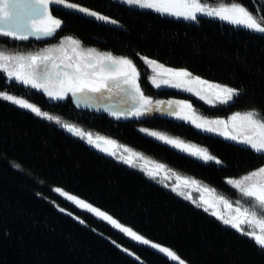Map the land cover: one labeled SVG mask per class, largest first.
I'll return each mask as SVG.
<instances>
[{
	"label": "trees",
	"instance_id": "trees-1",
	"mask_svg": "<svg viewBox=\"0 0 264 264\" xmlns=\"http://www.w3.org/2000/svg\"><path fill=\"white\" fill-rule=\"evenodd\" d=\"M207 1L237 2L258 19L264 15L262 0ZM66 3L95 10L117 23L98 21L63 5H49L52 17L62 22L53 35L26 40L0 35V44L33 50L72 36L85 47L133 59L145 56L240 90L222 108H211L193 98L203 114L256 110L264 119V35L205 16L185 20L118 0ZM142 83L143 90L153 96L173 93L156 90L146 80ZM0 91L24 98L102 139L139 151L223 195L238 197L227 181L264 165V155L250 147L183 120L159 115L116 120L103 112L79 109L70 97L48 99L2 72ZM141 129L207 149L222 164L204 163ZM86 141L0 97V264H178L79 208L57 188L152 243L168 247L186 264H264V249L254 239Z\"/></svg>",
	"mask_w": 264,
	"mask_h": 264
},
{
	"label": "snow or ice",
	"instance_id": "snow-or-ice-1",
	"mask_svg": "<svg viewBox=\"0 0 264 264\" xmlns=\"http://www.w3.org/2000/svg\"><path fill=\"white\" fill-rule=\"evenodd\" d=\"M123 2L128 5H137L143 9H152L162 14L183 17L185 20L197 21L198 13L208 17H218L232 25L241 26L248 31L264 35V15H261L258 20L252 12L238 3L232 4L230 7L214 9L202 4L200 0H123ZM49 5H63L65 8L76 9L78 12L83 13L87 17L94 18L95 20L105 23H117V21L111 19L107 15L101 14L95 10H89L87 7H80L76 3H66V0H0V24L9 25V27L0 26V35L20 40H26L30 35H35L38 39L41 35H53L56 30L61 27L62 22L52 17V14L48 11ZM26 15L29 23L36 15H40L41 18L46 15L47 23L40 29L23 32L19 31L21 28L29 27L24 23ZM67 41L74 47L70 49L65 48L64 44L61 43L58 50L61 51L63 55L59 59L47 52L24 56L5 54L0 51V71L5 73L9 80L14 79L17 82H22L26 86L31 85V87L35 89L42 88L49 97L61 100L69 93L73 96H77V94L102 93L104 90L110 91L109 81L122 80L124 84L132 87L134 93L137 94L134 96V99H137L138 106L137 109L130 112V115L141 117L153 110L149 106L152 103L150 98L143 95L137 83L139 74L131 60L113 56L111 53H95L92 49L82 52L78 50L80 44L79 40L69 36ZM69 52L71 54H69ZM148 63L155 64L156 61L149 60ZM165 71L176 80L174 86L177 88L183 87L190 82L206 83L198 76L193 77L192 81L187 80L186 78L191 77L192 73L186 69L176 71L166 69ZM53 82L54 87L50 88L49 85L53 84ZM161 82L168 84L170 80L162 79ZM153 83H155V80H153ZM156 86L159 87L160 85L157 84ZM209 88L214 90V96L221 104H227L233 101L234 98L238 97L240 94L238 88L227 85L211 84ZM191 90V88H188V91ZM197 95H199V93H197ZM0 97H3L4 100L10 101L17 106L30 110L40 117H47L49 120L54 119V117L49 116L46 112H42L40 108L29 103L25 99L17 98L14 95L6 94L2 91H0ZM161 103L160 101L156 102L157 105ZM209 103H212V101L209 100ZM179 104L182 107H191L185 102H179ZM169 108L172 109V102H169ZM140 109H142V111ZM181 111L182 108L178 106L172 109L169 114L184 121H190L198 129H205V124L197 123L196 119L192 116L182 115ZM113 115H116V113H113ZM259 115L260 114L256 110H250L243 115L240 113L234 114L230 118L231 121H243V126L246 130L242 135H229L227 132H225L224 135L233 141L249 146L254 152L264 155V119L259 118ZM206 123L223 125L225 129L228 125V122L223 120L209 121ZM63 127L69 132H74L78 136L81 135L80 130L74 128L72 125L64 124ZM206 130L210 132L218 131L215 127H208ZM141 131L204 163L214 162L218 165L222 164V161L216 156L209 154L207 149L196 148L194 145H189L179 139L169 138L156 131L149 132L148 129H141ZM86 142L89 145L94 143L90 135ZM95 146L99 148V144ZM123 162L129 166L132 165L131 159L124 160ZM159 167H163V165ZM148 175L154 178L156 174L148 173ZM227 182L237 189L243 197L248 198V202L247 206H243L239 200L236 201L235 215L232 218H224L223 216H219L218 218L222 220L225 225L237 230L242 235L254 239L255 243L260 248H264V234H262L264 233V227L260 228L259 233L255 230H247L243 227L253 224L254 221H258L260 225H264V166L246 174L241 179H230ZM173 190L175 191L176 189ZM56 191H60V189L57 188ZM178 194L182 195V193ZM221 199H223V197H221ZM69 200H75L81 207L89 208L92 212H95L97 216L111 221L112 224H115L117 228L127 233L130 237H133L136 241H140L144 245L151 244V247L159 249L162 253H166L173 260H180V264H185V261L181 260L180 257L168 247H160L159 244H152L149 239H145L144 236L138 235L137 232H134L131 228L123 227L121 224L117 223L112 216L100 211L98 208H93L91 204H85L83 200H78L74 196H70ZM203 203L208 205L205 211L213 207V205L209 204L207 201H203ZM211 214L214 216L217 215L215 212ZM113 243H115V241H113ZM124 251L127 252L128 250L124 249ZM137 259H139V257H137Z\"/></svg>",
	"mask_w": 264,
	"mask_h": 264
},
{
	"label": "rangeland",
	"instance_id": "rangeland-1",
	"mask_svg": "<svg viewBox=\"0 0 264 264\" xmlns=\"http://www.w3.org/2000/svg\"><path fill=\"white\" fill-rule=\"evenodd\" d=\"M118 1L123 2V0H118ZM262 1H264V0H262ZM200 2L206 6L214 8V9H219L221 7H230L232 4H237V2H222V1L213 2V1H207V0H200ZM238 4H240V3H238ZM130 6H135V7L140 8L137 5H130ZM140 9H143V8H140ZM197 16L208 17V16H206L204 14H200V13H198ZM208 18L221 20L218 17H208ZM221 21H224V20H221ZM224 22H227V21H224ZM24 23L26 26H29V27L21 28V29H19V31L23 32V31L40 29L47 23V16L45 15L43 18H41L40 15H36L31 19V21L29 23L28 17L26 15ZM227 23H229V22H227ZM0 26L9 27L8 24H0ZM233 26H235V25H233ZM30 36H35V35H30ZM68 37L69 36L60 37L57 41H55L53 43L46 44L44 46H41L40 48H33V50L13 49L11 47L5 46L6 42H3L2 44H0V51L4 52L5 54H16V55H24V56L47 52L48 54L53 55L57 59H59L63 55V53L58 50L61 43L64 44L65 48L70 49L71 47H74L68 43V41H67ZM72 38L76 39L74 37H72ZM88 49L94 50L95 53H111L109 51L98 50L94 47H85L81 43L79 44V48H78L79 51L86 52ZM69 54H71V53L69 52ZM111 54L113 56H116V57H123V58L129 59L133 62V65L135 66V68L139 74L138 79H137V83L140 86L141 92L143 93V95L145 97L150 98V100L152 102L149 106L153 110L150 113L146 114L147 116L148 115H152V116L153 115H159V116L173 118L176 120H182V119L177 118L176 116L169 114L172 111V109H175L178 106H180L182 108V111H181L182 115L192 116L193 118L196 119L197 123L205 124V129H199V130H202L206 133H211L214 135H218V136L227 138L224 135L225 132H227L229 135H242L245 132L246 129L243 126L244 125L243 121L237 120V121L233 122V121H231L230 118L236 113H240L241 115H243L244 113H246L248 111L232 112V113H229L227 115L210 116V115L203 114L198 109L197 105L192 101V99L195 98V99L203 102L204 104H206L207 106H209L211 108H222V107L228 105L232 101L228 102L227 104L219 103V101H217L215 96H214V90L209 88V85H211V84H220L222 86L225 84L212 82V81H206V80L201 79V80L205 81L206 83L201 84V83H197V82H190V83L185 84L183 87L177 88L174 86V84L176 83V80L173 79L170 76V74L167 73L165 70L166 69H172L173 71H176V70H180L181 68H172V67L166 66V65H164V64H162L156 60H155L156 61L155 64H150V63H148V61L153 60V59H150V58L145 57V56H139L137 59H133L132 57L117 55L114 53H111ZM145 58H147V59H145ZM0 72H2V71H0ZM3 74L6 76L5 73H3ZM193 77H195V76H191V77H188L186 79L189 81H192ZM162 79H169L170 83L164 84L161 82ZM143 80H146L149 83V85H151L156 90H171V91H173V93H170L167 95H156V96L150 95L149 93H147L143 90V83H142ZM153 80H155V83H153ZM20 83H22V82H20ZM157 84H159L160 86L157 87L156 86ZM109 86L111 89L110 91L104 90L102 93L77 94V96H73L71 93H69L64 99H66L67 97H70L72 99L73 103L77 106V108L87 109V110H91V111H95V112H103V113L108 114L109 116H111L113 119H116V120L136 118V116L130 115V112L134 109H137V106H138L137 99H134V96H136L137 94L134 93L133 88L130 87L129 85L124 84L122 80L109 81ZM27 87L32 88L31 85H27ZM49 87L50 88L54 87V82H53V84H50ZM188 88H191L192 90L188 91ZM32 89H35V88H32ZM36 90H39L42 93H44L48 99L59 100V99H53L52 97H49L47 95V93L44 91V89H42V88L36 89ZM197 93H199V95H197ZM10 95H12V94H10ZM16 97L21 98L18 96H16ZM21 99H24V98H21ZM64 99H62V100H64ZM209 100H211L212 103H209ZM157 101H160L162 103L157 105L156 104ZM169 102H172V109L169 108ZM179 102H185L186 104L190 105L191 107H182L179 104ZM29 103H31V102H29ZM31 104H33V103H31ZM33 105H35V104H33ZM35 106L38 107L37 105H35ZM140 110L142 111V109H140ZM41 111L45 112L43 110H41ZM46 113H48V112H46ZM113 113H116V115H113ZM48 115L54 117V119L51 121H53L59 125L63 126L64 124H69V125H72L74 128L79 129L81 132L80 137H83L86 140L88 139V137L90 135L92 140L94 141L93 144H95V145L99 144L100 148L103 147V149L105 151H107L111 156L116 158L118 161L123 162L124 160L131 159L132 165L130 167L141 171L149 179H151V180L161 184L162 186L170 189L176 195L189 200L196 207L205 210V208H207L208 205L204 204L203 201H207L209 204L213 205V207L208 209L206 212H208L209 214H211L212 212L217 213V215H215V216L211 214L212 216L216 217L217 219H219L218 218L219 216H223L224 218H232L235 215L236 201H238V200L241 202V204L243 206H247L248 198L243 197L239 193V191L237 189H235L233 186H231L229 183L228 184L232 188L237 190L238 197L223 195V194L219 193L217 190H215L214 188L203 183L202 181H200L196 178L190 177V176L181 175L178 172L170 169L166 165L159 163V162H156L155 160L151 159L150 157L146 156L143 153H140L139 151H136L132 148H129L128 146H125L123 144L116 143L115 141L102 139L100 136H98L92 132L84 131L81 127L75 126V125L71 124L70 122L63 121V120L59 119L57 116H54L50 113H48ZM144 116H141V117H144ZM141 117H137V118H141ZM42 118L47 119V117H42ZM47 120H49V119H47ZM216 120H223V121L228 122L227 128L225 129V127L223 125H215V124L206 123L209 121H216ZM185 123L190 124L193 127H195L190 121H185ZM208 127H215L218 129V131H216V132L207 131L206 129ZM196 129H198V128H196ZM152 131H154V130H151L149 132H152ZM156 132H159V131H156ZM72 133L75 134L74 132H72ZM159 133H161L162 135H166L172 139H179L177 137H173V136L167 135V134L162 133V132H159ZM227 139H230V138H227ZM179 140H181V139H179ZM181 141H183V140H181ZM183 142L187 143L189 145H194V144H191V143L186 142V141H183ZM235 142H237V141H235ZM195 147L199 148L197 146H195ZM126 165H128V164H126ZM161 165H163V167H159ZM253 171H255V170H253ZM148 173H155L156 175L153 178V177H150L148 175ZM245 175H242L238 178H231V179H241ZM173 189H176V190L174 191ZM57 192L60 193L67 200H69V197L72 196L70 194L64 193L61 190L57 191ZM178 193H182V195H180ZM221 197H223V199H221ZM69 201L74 203L79 208L84 209L86 211H89L92 214H94L95 216H97L96 213L92 212L89 208L81 207V205L77 204L75 200H69ZM85 204H87V203L85 202ZM93 208H95V207H93ZM97 217H99V216H97ZM99 218L104 219L103 217H99ZM105 221L109 222L117 230L122 232L119 228L116 227L115 224H112L111 221H108V220H105ZM123 227H125V226H123ZM243 227H245L247 230H255L259 233L260 228L264 227V225H260L258 223V221H254L253 224L245 225ZM122 233L125 234L126 236L130 237L127 233H124V232H122ZM262 234H264V233H262ZM130 238H132L134 241H136L133 237H130ZM136 242L139 244H143L140 241H136ZM152 244H154V243H152ZM149 245L151 246V244H149ZM160 247H162V246H160ZM164 254L172 262L180 264V260H173L166 253H164Z\"/></svg>",
	"mask_w": 264,
	"mask_h": 264
},
{
	"label": "water",
	"instance_id": "water-1",
	"mask_svg": "<svg viewBox=\"0 0 264 264\" xmlns=\"http://www.w3.org/2000/svg\"><path fill=\"white\" fill-rule=\"evenodd\" d=\"M68 133L69 134H72V132H69V131H68ZM92 146L95 147V144H92ZM99 150H103V147L99 148ZM154 249L157 250V251H159V249H157V248H154Z\"/></svg>",
	"mask_w": 264,
	"mask_h": 264
}]
</instances>
